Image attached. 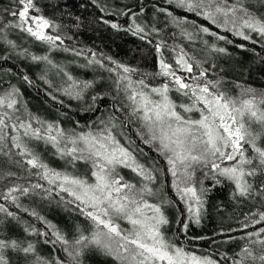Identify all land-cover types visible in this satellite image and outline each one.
<instances>
[{
  "label": "trees",
  "instance_id": "trees-1",
  "mask_svg": "<svg viewBox=\"0 0 264 264\" xmlns=\"http://www.w3.org/2000/svg\"><path fill=\"white\" fill-rule=\"evenodd\" d=\"M250 2L0 0V264H128L88 243L96 227L89 211L57 189L55 176H79V165L89 166L80 162L78 148H34V137L21 127L41 138L50 136L43 123L66 124L67 135H106L110 120L136 166L145 155L159 169L161 232L169 244L215 264H242L244 252L259 242L257 255L264 257V143L256 150L245 145L240 185L211 164L193 167V218L173 188L165 158L133 120L126 90L130 81L164 88L175 112L189 120L194 117L178 92L196 107L205 104L199 101L204 89L211 97L235 87L243 98L264 100V14L256 16ZM39 22L41 34L35 32ZM202 32L240 59L227 71L198 60L189 39ZM48 62L64 72L62 87L50 83L55 75ZM69 86L84 96L73 97ZM14 137L25 152L10 143Z\"/></svg>",
  "mask_w": 264,
  "mask_h": 264
},
{
  "label": "rangeland",
  "instance_id": "rangeland-1",
  "mask_svg": "<svg viewBox=\"0 0 264 264\" xmlns=\"http://www.w3.org/2000/svg\"><path fill=\"white\" fill-rule=\"evenodd\" d=\"M240 8L246 9L242 2ZM249 8L258 17L264 14L263 1L251 0ZM218 10L221 14L228 12ZM231 19L236 21L233 15ZM41 25L39 22L35 27L37 34L43 31ZM212 37L209 32L192 34L189 40L194 55L217 70L227 71V65L235 64L240 57L219 46ZM44 64L55 75L50 83L62 87L64 72L50 62ZM68 88L67 92L73 97L84 96L75 87ZM126 90L130 93L128 99L134 112L133 120L140 123L145 141L165 158L173 188L188 215L194 218L198 211L196 193L190 182L195 165L211 164L224 169L239 185L242 183L245 145L256 150L257 142L264 143V100L243 98L242 92L235 87L211 97H207L204 89L199 101L205 104L196 107L187 106L184 96L178 92L176 98L183 109L194 117L189 120L175 112L164 88L130 81ZM21 127L34 137L30 142L34 148L61 143L69 149L78 148L80 162L85 160L89 164L79 165V176L64 174L54 178L57 189L73 196L94 220L96 227L88 243L128 264H215L207 257L186 253L164 239L159 207L162 191L159 169L145 155L139 157L142 165L136 166L127 152L128 141L113 121L104 125L106 135L97 132L67 135L66 124L43 123L41 127L49 130L50 136L41 138L30 127ZM10 143L25 152L21 138L14 137ZM260 153L264 162V150ZM258 243L244 252L242 264H258L259 259L264 260L257 255Z\"/></svg>",
  "mask_w": 264,
  "mask_h": 264
}]
</instances>
